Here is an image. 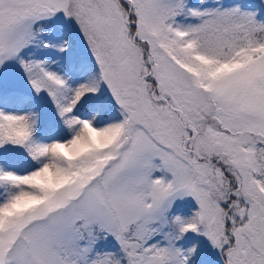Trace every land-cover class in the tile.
Instances as JSON below:
<instances>
[{
  "label": "snow or ice",
  "instance_id": "obj_1",
  "mask_svg": "<svg viewBox=\"0 0 264 264\" xmlns=\"http://www.w3.org/2000/svg\"><path fill=\"white\" fill-rule=\"evenodd\" d=\"M0 264H264V0H0Z\"/></svg>",
  "mask_w": 264,
  "mask_h": 264
}]
</instances>
